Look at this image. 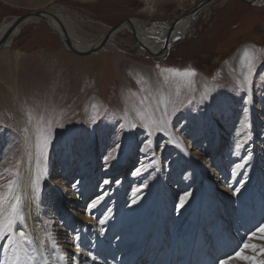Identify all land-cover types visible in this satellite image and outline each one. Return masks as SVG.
<instances>
[{"label":"rangeland","instance_id":"1","mask_svg":"<svg viewBox=\"0 0 264 264\" xmlns=\"http://www.w3.org/2000/svg\"><path fill=\"white\" fill-rule=\"evenodd\" d=\"M197 1L0 0V24L17 15L50 7L52 11L62 10L72 15L80 25V28L75 25L79 38L88 41L125 18L172 23ZM208 6L161 56L142 53L134 34L127 28L115 34V49L77 55L65 49L44 20L28 21L10 45L0 49V170L16 160L23 161L22 172L24 165L27 170L24 138L16 131L18 117H22L21 108L33 114L34 124L41 118L53 122L52 143L43 163L40 189L35 193L25 189V197L36 211L39 226L45 229L47 242L51 241L46 235L51 233L61 253L66 254L65 263L74 264L78 260L79 264H104L100 263L105 252L101 247L122 243L123 240L117 239L129 229L135 236L138 233L135 227L141 228L142 239L152 238L161 229V221L153 219L154 208L159 210L162 204L168 203L167 209L175 211L180 203L190 204L193 198L199 197L202 212H196L195 216L202 213L205 219L211 217L201 226L213 229L219 220L234 222L238 207L243 209L247 201L262 198L264 5L215 0ZM246 43H254L261 57L252 80L241 87L242 72L229 77L224 66L231 63ZM130 66L150 73L153 82L164 91L161 100L144 81L139 82L128 74ZM163 68L195 70L191 89L182 86L177 95L172 81L179 78L172 77L165 83L161 75ZM200 76L215 87L201 91ZM126 83L132 91H125ZM93 94L101 98L103 106L98 114L93 108L82 112L83 98ZM138 113H143V120ZM149 114L151 118L168 121V136L155 131L149 135L151 129L144 127ZM133 124L137 127L133 128ZM170 139L179 146L168 143ZM197 151L195 156L188 157ZM199 153L208 155L206 163L217 165L214 189L204 193L202 171L196 160L201 156ZM241 185L246 188L244 192L231 196L218 191L239 190ZM98 198L100 203L91 208ZM171 218L162 222L167 228V244L174 237V215ZM261 221L249 228L243 241L261 226L264 217ZM170 227L172 232L168 230ZM195 230L196 222L191 219L182 230L187 242L178 264L187 257L188 242L192 238L188 236ZM98 237L102 238L101 243ZM260 240L253 243L258 248L255 252L249 249L250 254L257 255L262 245ZM77 242L79 252L75 247ZM49 246L52 248L51 243ZM126 247L128 244L123 245ZM158 249H163L161 243L141 258L143 263H154L152 260L157 256L153 252ZM88 252L96 259L88 256ZM54 253L58 260L61 253Z\"/></svg>","mask_w":264,"mask_h":264},{"label":"bare ground","instance_id":"2","mask_svg":"<svg viewBox=\"0 0 264 264\" xmlns=\"http://www.w3.org/2000/svg\"><path fill=\"white\" fill-rule=\"evenodd\" d=\"M82 1H92V0H82ZM252 1H256L255 4L253 5H257V6L264 5V0H252ZM53 12L55 13L56 18H54L53 16H48L46 20L39 19V18H30L26 20L24 23H22L20 26L17 27V29L14 31V33L11 35L7 43L2 48H4L7 45H10L12 38L14 37L15 34L19 32L21 26H23L25 23L31 20H36V21L44 20L48 27L50 25L54 26L58 30L60 35H63V30H61L62 28L60 26V24L62 23L68 35L70 36L71 40L73 41V43L81 50H88L91 47L95 46L100 41V39L103 37V35L105 34V32L107 31L109 27L107 26V28L98 37H95L92 40L91 39L88 41L81 40V38H79L81 37V35L78 32H76V28H75V25L78 28H80V25L75 21L73 16L66 12H63L62 10L61 11L57 10ZM13 19L11 21L3 22L0 24V37L8 29ZM161 22L163 21H160V23H151V22H146L143 20L131 18V23L126 22L120 29H118L117 31H115L113 34L110 35V37L108 38V40L106 41L105 45L103 46L101 50L108 49V48L115 49L116 47L115 46L116 43L114 41L115 34L121 29L127 28L130 30V32L134 34L136 38V42H138L139 45L140 44L143 45V46L140 45L141 46L140 51L142 53L147 52L149 55L152 54L151 52L157 53L163 48L165 41H166L167 32L169 30V27L173 23V22L172 23L171 22L161 23ZM192 23H193L192 19L188 17H184L181 20H179V22H177V25L175 26V29L171 37V38H174V42L177 40V37L180 38L182 37L183 34L187 32V30L191 27ZM59 34L57 35L59 36ZM245 49L255 50L256 54L261 57V54H260L261 51L258 49V47L254 43L243 44L239 48V50L236 52V54L234 55V58L231 60V63L224 66V72L229 77H231L234 74L241 73L245 70L242 68V64H241V60L243 58V53ZM127 72L129 75L135 76L139 82L144 81L145 84L149 86V88L154 93V95L155 96L157 95V98L160 99L161 98L160 95L164 94L163 89L153 82L150 76V73L146 69L137 68L135 66H130V68L127 69ZM198 81H199V86L201 88V91H204V89L206 88L211 89L215 87V85H213L212 82L209 81L205 77H201V76L198 77ZM124 89L125 91H132L131 86L127 83L124 85ZM102 103L103 102L101 101V98L97 96L96 94H93L91 96H88L87 98H83L81 111L87 112L89 109L93 108L92 105H97L99 109L101 106H103ZM20 110H22V113H21L22 117H18L19 120L16 124L18 125L17 128L19 129H17L16 131H19L21 136H23L24 138L23 139L25 142L24 144L25 152L24 153L27 156V153L33 151L32 144L34 143L35 127H34V121L31 124L28 122L27 112L25 111V109L21 108ZM14 127L15 126H13V128ZM25 128L29 129L27 133L24 131ZM197 153L198 151L193 152L190 155L188 153L186 154H188V157L191 158L190 157L191 155L195 156ZM199 154H201V156L197 157L198 159L196 160L198 164L200 165V170L202 171V178H203V186H202L203 191L202 192L204 193L207 190L214 189L212 187L213 186L212 183L214 182L213 176H215L214 174L217 173V170L215 169L217 165L209 161L208 163H206V161L208 160L207 154L205 153H199ZM26 158H28V156ZM23 172H26L25 165L23 168ZM259 180L260 179H258V181ZM252 187H254V184ZM244 188L245 187H240L239 190H235V191H230V190L228 191L218 190V191L220 193H224V195L227 194V196H231V195H234L235 193L236 194L239 193L240 191L244 192ZM261 195H262V198L259 200L255 201L254 199H252V200L247 201L243 209H240V207H238V212H237L238 215H237L236 220H234V222H231V221L229 222L226 219L219 220L217 221L216 226L213 229L209 228V226L207 227L208 229L202 228L201 226V224L207 223L208 220L211 219V217L209 218L207 217L205 219L203 218L202 213L199 216H195L196 212H202V205H201L202 203L199 197L193 198L190 204L183 202V207L180 206L181 205L180 203L178 205V208L175 211H169L167 209L168 203L162 204L159 210H158V207L154 208L156 209V212H155L156 214L154 217L152 215V217L153 219L157 218L158 221H161L160 222L161 229L160 230L157 229L158 231L153 235L152 238L148 240L142 239L141 232H139V230H141L140 227H135L136 231H138L136 235L134 234L135 236L131 234L132 230L129 229L128 231H125L124 233H122L119 239H117L118 241L123 240L122 243L118 242L116 245L112 243L113 244L112 246H108V247L102 246L101 247L102 248L101 251L103 252V250H105V252H103L104 256L101 257L104 261L100 259V263H104V264H144L143 263L144 260L141 258L145 254H147L150 250H153L161 243L163 249H158L153 252L154 256H157V258L155 260L154 259L152 260L154 262L152 264H178L179 259H180L179 255L183 252L184 250L183 246L187 242V240L183 238L182 230L187 227L188 221H191V219H194V221L196 222V230L193 234H191V236H188V238L189 237H192V238L188 242V245H189L188 255L182 261V264H218L216 263L218 260L223 259L227 255L234 254L236 251H240L245 242L249 244H253L256 240L260 238L261 234L257 232V229H258L257 227L255 228L256 230L254 229L255 231L253 230L249 233V237L246 238L247 240L243 241L245 236L247 235L246 232H248L249 228H252L255 224L259 223L261 219L264 217V192ZM216 196H218V193L216 194ZM218 201H220L219 198H218ZM231 209H232V206L228 208L229 211ZM166 214L168 215V217L166 216ZM25 215H26V221H27L26 230L32 233L33 236L38 241L40 240L44 241L43 251L45 255L48 256L49 264H67L65 263L66 262L65 258L60 259L61 261H59V258L58 260L55 259L54 257L56 256L54 253L55 251H53L54 249L49 246L51 242L50 243L47 242L45 234H44L45 229L43 230L42 227L39 226L38 224L39 221L36 216V211L33 206L30 207V201H28V198H26ZM171 215L172 216L174 215L175 217L174 222H172V226L174 225V230H173L174 237H173V241L170 244H167L165 240L167 238V233L165 232L167 228H165V225H162V222L163 220L166 221L167 218H171ZM219 218L222 219L221 216H219L218 219ZM143 219L144 218H142V220ZM150 219H151V216H150ZM150 222L151 220L147 222V224L145 225V229L149 227ZM141 223L138 226H141ZM261 225H264V222ZM113 226L115 225L113 224ZM113 228L115 230V227ZM171 228L173 227L168 228L170 232H172ZM47 230L49 231V229ZM252 232H256V237L250 239V236H252ZM97 240H98V243H101L102 238L98 237ZM260 241L262 245L259 242L258 243L261 246H264V239H261ZM125 244H128V247L124 249L123 245ZM199 247H202L200 251H199ZM98 251L100 252V249ZM243 254L253 255L249 253V249H244ZM109 257L114 258V260L109 259ZM163 257L164 259L160 261V259ZM242 262H247V261L237 259V260L232 261L231 264H242Z\"/></svg>","mask_w":264,"mask_h":264},{"label":"snow or ice","instance_id":"3","mask_svg":"<svg viewBox=\"0 0 264 264\" xmlns=\"http://www.w3.org/2000/svg\"><path fill=\"white\" fill-rule=\"evenodd\" d=\"M259 59L260 56L256 54L255 50L245 49L241 60L242 68L245 69L242 72L241 87H244L252 80L257 67L256 62ZM157 67L159 68L160 66L157 65ZM161 75L165 83H169L172 77L179 78V80L172 81L175 83L176 93L179 95L182 86H187L191 89V84L194 83L191 77H194L196 72L193 69L180 70L163 68L161 69ZM140 103L143 104L144 101L141 100ZM92 107L98 114V106L92 105ZM138 115H140L142 120L144 119L143 113H138ZM151 117L152 114H149V120L144 124L145 128L151 129L149 135L152 134V131H155L163 134V136H168V121L162 118L157 120ZM27 118L30 124L33 123L34 117L31 112L27 113ZM93 123H95V117H93ZM52 124V121H45L42 118L35 120L34 143L32 144L33 151L27 153L26 173L21 170V164L23 163L21 160H16L10 166L0 170V264H49L48 256L43 251L44 241H38L32 233L26 230L25 189L30 190L32 193L40 189L43 163L48 158V151L52 143ZM59 126L63 127L62 124ZM132 127L135 128L137 125L133 124ZM24 131L27 133L29 129L25 128ZM167 142L177 144L175 140L171 139ZM177 146L179 145L177 144ZM116 148H119V145H116ZM33 164L35 171H33ZM237 167H242V165H237ZM145 170L147 169L145 168ZM137 174H139V170H137ZM105 183L108 182L105 181ZM186 199L187 195L184 200L186 201ZM99 203L100 199L98 198L90 207L95 208ZM180 206L183 207V202ZM257 232L261 234L260 238L264 239V225L259 226ZM254 237H256V232L252 233L250 239ZM47 239L51 241L52 248L55 249V252L61 253V249L50 234H48ZM78 240L79 236L76 237V241ZM75 247L77 252H79L80 245L78 242L75 244ZM257 247L255 244L245 242L240 251H236L234 254L227 255L223 259L218 260V264H231L232 261L237 259L247 261L248 264H264V246L259 247L257 255L243 254L244 249H252L255 252ZM64 255L66 254L61 253L59 258L62 259ZM87 255L93 260L96 259L91 252H88ZM74 264H79V261H74Z\"/></svg>","mask_w":264,"mask_h":264},{"label":"water","instance_id":"4","mask_svg":"<svg viewBox=\"0 0 264 264\" xmlns=\"http://www.w3.org/2000/svg\"><path fill=\"white\" fill-rule=\"evenodd\" d=\"M213 1L215 0H199L196 3H194L187 11L177 16L176 19L173 20V23L171 24V26L169 27V30L166 35V41H165L163 48L157 53L151 52L152 53L151 55L153 57L161 56L171 47L172 45L171 43H174V38H171L172 33L175 29V26L177 25V22H179V20H181L184 17H188V18H191L192 21H194L198 13L201 10H203L206 6L211 4ZM241 1L249 3V4H255L256 2L252 0H241ZM48 16H53L54 18H56L55 13L50 10V7L45 8V9H40V10L29 11L27 13L15 16L13 21L10 23L8 29L0 37V48H2L7 43L11 35L17 29V27L20 26L22 23H24L26 20L30 18H39V19L46 20ZM126 22L131 23V18L122 19L116 24L109 26L107 31L103 35V37L100 39V41L95 46L91 47L88 50H81L73 43V41L71 40L70 36L68 35L62 23L60 24V26L62 28L61 30H63V35H60L58 30L54 26L50 25L49 27L54 32L59 34L64 47L68 51L73 52L77 55L86 56V55H90V54L96 53L99 50H101L103 46L105 45L106 41L108 40V38L110 37V35L113 34L115 31H117L118 29H120ZM140 45L143 46L142 44Z\"/></svg>","mask_w":264,"mask_h":264},{"label":"flooded vegetation","instance_id":"5","mask_svg":"<svg viewBox=\"0 0 264 264\" xmlns=\"http://www.w3.org/2000/svg\"><path fill=\"white\" fill-rule=\"evenodd\" d=\"M250 17V16H249Z\"/></svg>","mask_w":264,"mask_h":264}]
</instances>
